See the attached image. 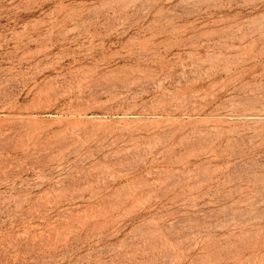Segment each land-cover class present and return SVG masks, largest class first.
Segmentation results:
<instances>
[{
	"label": "rangeland",
	"instance_id": "1",
	"mask_svg": "<svg viewBox=\"0 0 264 264\" xmlns=\"http://www.w3.org/2000/svg\"><path fill=\"white\" fill-rule=\"evenodd\" d=\"M0 264H264V0H0Z\"/></svg>",
	"mask_w": 264,
	"mask_h": 264
}]
</instances>
